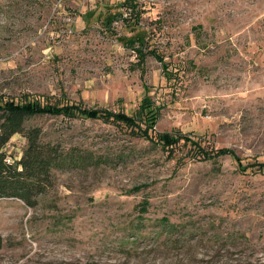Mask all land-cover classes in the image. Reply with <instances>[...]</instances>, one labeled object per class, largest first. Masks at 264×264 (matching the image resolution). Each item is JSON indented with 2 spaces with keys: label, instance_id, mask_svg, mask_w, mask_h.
<instances>
[{
  "label": "rangeland",
  "instance_id": "obj_1",
  "mask_svg": "<svg viewBox=\"0 0 264 264\" xmlns=\"http://www.w3.org/2000/svg\"><path fill=\"white\" fill-rule=\"evenodd\" d=\"M132 1L0 0V98L134 115L147 97L154 132L263 161L264 0ZM26 125L107 163L55 170L35 207L0 199V264H264V168L101 118ZM25 144L15 135L10 158Z\"/></svg>",
  "mask_w": 264,
  "mask_h": 264
},
{
  "label": "trees",
  "instance_id": "obj_2",
  "mask_svg": "<svg viewBox=\"0 0 264 264\" xmlns=\"http://www.w3.org/2000/svg\"><path fill=\"white\" fill-rule=\"evenodd\" d=\"M121 5L127 9H134L135 2L122 0ZM123 19H126V17ZM134 23H137L136 20H134ZM135 52L141 58V47L135 48ZM155 57L159 61L162 60L159 55ZM156 112V107L147 97L142 98L134 115L104 108L82 107L75 103L61 104L52 102L43 95L36 97L26 95L22 99L1 97L0 199H18L29 207H35L38 204L39 195L45 193L52 186L55 170L89 169L97 167L103 162L107 163L104 158L81 147H64L59 142L46 140L40 126L26 125L27 120L31 117L44 114L68 117L81 116L91 119L101 118L126 126L131 131L136 130L138 135L152 142H159L164 147H169L170 151H173V147L180 143L182 146H187L188 151L194 156L203 159H212L227 154L235 162L237 168L244 172L250 170L255 173L264 168V160L259 161L251 158L242 160L229 148L207 149L201 145L199 140L185 134L170 135L154 132L152 129L156 120ZM142 117L146 122L144 127L140 124ZM17 134L26 140V144L23 146L19 158H10L11 155L6 147ZM147 206L148 201L143 200L140 203L141 212L147 211Z\"/></svg>",
  "mask_w": 264,
  "mask_h": 264
}]
</instances>
